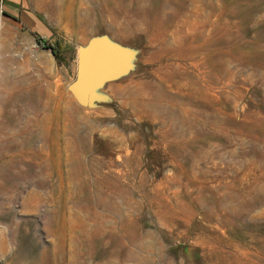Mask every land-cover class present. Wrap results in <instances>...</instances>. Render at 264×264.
<instances>
[{"label":"rangeland","instance_id":"1","mask_svg":"<svg viewBox=\"0 0 264 264\" xmlns=\"http://www.w3.org/2000/svg\"><path fill=\"white\" fill-rule=\"evenodd\" d=\"M0 264H264V0H0Z\"/></svg>","mask_w":264,"mask_h":264},{"label":"water","instance_id":"2","mask_svg":"<svg viewBox=\"0 0 264 264\" xmlns=\"http://www.w3.org/2000/svg\"><path fill=\"white\" fill-rule=\"evenodd\" d=\"M134 68V52L107 36H96L78 49L76 78L69 91L84 107H93L107 82L127 75Z\"/></svg>","mask_w":264,"mask_h":264},{"label":"bare ground","instance_id":"3","mask_svg":"<svg viewBox=\"0 0 264 264\" xmlns=\"http://www.w3.org/2000/svg\"><path fill=\"white\" fill-rule=\"evenodd\" d=\"M12 83L13 84H17L18 82H17V80H13L12 81ZM11 83V84H12ZM50 100V99H49ZM49 103H50V101L48 102V105H49ZM36 106V105H35ZM53 111H54V115H53V121H55V123L57 124V122H58V120H59V116H58V112H59V104L57 103L54 107H53ZM30 139V141H32L33 140V136H30L29 137ZM71 258V257H70ZM72 259H73V257H72ZM71 261V260H70ZM73 263V262H72Z\"/></svg>","mask_w":264,"mask_h":264}]
</instances>
